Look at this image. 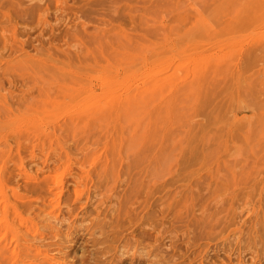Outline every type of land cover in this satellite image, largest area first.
Masks as SVG:
<instances>
[{
    "label": "rangeland",
    "instance_id": "1",
    "mask_svg": "<svg viewBox=\"0 0 264 264\" xmlns=\"http://www.w3.org/2000/svg\"><path fill=\"white\" fill-rule=\"evenodd\" d=\"M21 1L46 9L26 22L29 35L18 34L32 43L24 59L0 68L12 90L0 89V117L9 111L0 155L12 148L16 157L26 120L27 173L40 167L64 193L51 215L32 197L29 216L43 238L27 239L32 254L19 263L162 264L146 245L159 237L180 264H264V0ZM2 21L0 13V43ZM76 189L82 200L74 202ZM147 228L149 240L139 234ZM11 244L9 232L4 255ZM125 250L150 257L122 260Z\"/></svg>",
    "mask_w": 264,
    "mask_h": 264
},
{
    "label": "bare ground",
    "instance_id": "2",
    "mask_svg": "<svg viewBox=\"0 0 264 264\" xmlns=\"http://www.w3.org/2000/svg\"><path fill=\"white\" fill-rule=\"evenodd\" d=\"M38 3V2H37ZM45 10L46 8H44L43 5H40V4H36V5H23L22 4V1L19 0V1H16L14 3V0H0V13H1V16L4 18V21L1 22V27L3 29V32H4V36L5 38L1 41V45H0V68L2 67V64H6L8 63L10 60L13 59V57L15 58H18V60H21V59H24V57H20L22 54H27L28 53V48L29 46H32V43L30 42L27 43V40H25L24 38L20 39L18 38L19 35H21V37H24V36H27L29 35V31L28 29L26 28V22L28 21V19H34V18H41V15L42 13H40V10ZM44 14V12H43ZM15 18L14 21H13V28L9 30V33L8 31L5 32V23H9L10 20L13 18ZM18 20L20 22H22L23 26L21 27V30H19L17 28V24H18ZM5 22V23H4ZM85 29V28H84ZM79 31L80 33L82 32L83 33V29H80V30H77ZM78 32V33H79ZM86 32V31H85ZM19 34V35H18ZM40 35H41V32L38 33V35L35 36L34 38V41H38L40 43H42V40L40 39ZM33 49L35 50V60L36 61H41L43 58H41V53H42V50H43V47L37 43L36 45H33ZM68 50H64L63 53L69 57V53L67 52ZM7 53V54H6ZM18 56V57H17ZM11 79V78H10ZM13 80H9L8 83H11ZM20 83V82H19ZM26 83L23 81L21 83V86L19 87L18 91H20V95L23 96L25 95V91H27V88H26ZM17 88V84H16V87ZM14 88V89H15ZM0 89L2 90H7L8 89V92L9 90L11 89L9 86L5 87L4 86V83H3V80L0 79ZM12 92V90H10ZM10 104V102H9ZM27 107L26 105V100L24 99V97H22L20 99V102H18V105H17V108H16V112H13L16 114V119L19 118V113L20 112H23V110ZM0 108H1V102H0ZM12 108V107H11ZM12 111V110H11ZM8 110L4 111L2 113V116L0 117V124L2 125V123L4 124V126H6L7 124L5 122L8 121ZM126 112V111H125ZM128 113V112H127ZM21 118V117H20ZM15 119V121H16ZM41 119V118H40ZM23 120V119H22ZM5 121V122H4ZM14 121V120H13ZM41 122V121H40ZM29 123V122H28ZM22 126H18L19 127V134H18V138H17V144H16V149H17V155L16 157L13 155H11V149H10V152L6 155H0V222H2V225L0 227V240L1 239H4V237H6V235L10 232V234L12 233L13 235V238H14V241H15V244L12 245L9 247V254H6L4 255L5 252H7L6 250V246H3L2 248L0 247V262L2 263L3 261H8L10 262V264H20L19 261L22 259H19L21 257L22 254H25L26 251H29L31 249V246L32 244H29V240L27 241V239H42L43 238V233H41L39 230H38V227L36 226V223L38 222L37 220H33V218H30L29 216V213L33 207L32 205V202L34 200H40L41 202L40 203H43V205L40 207V205L38 206L39 208H41V210H43L46 206V208L48 209L47 213L48 214H52L54 208H56L57 206H59V203H60V197L61 195L64 193V186L62 185H59L57 182L58 180H56V177L53 178L52 181H45L44 178L42 177V175H40V171H41V168L38 167L37 170L34 172V175L29 174L27 173L26 171V164H27V159H26V155L25 154V151H29L30 147L28 146V144H25L23 142L22 137H24L26 134H28V128L26 127L28 124L26 123V120H24L22 123ZM20 124V125H21ZM17 126V125H16ZM12 127V126H11ZM232 127V126H231ZM13 128V127H12ZM7 129V127H6ZM231 129V128H230ZM10 130V128L8 129ZM15 130V129H14ZM2 131V130H1ZM0 131V132H1ZM4 132L5 129H4ZM9 132V131H8ZM3 135V133H1ZM8 133H5V136L7 135ZM16 135V134H15ZM1 136V135H0ZM7 137V136H6ZM5 138V137H4ZM12 139V138H11ZM10 139V140H11ZM0 140H1V137H0ZM7 140V139H6ZM9 141V140H8ZM13 141V140H11ZM10 142V141H9ZM28 142V141H27ZM26 142V143H27ZM5 143V141H4ZM36 143V142H35ZM32 144L33 147H39L40 145L39 144ZM3 145V144H2ZM3 146H6L5 144ZM9 146V145H8ZM7 146V147H8ZM11 147V146H10ZM13 147V145H12ZM1 149V147H0ZM3 149V148H2ZM37 149V148H36ZM7 150V149H6ZM4 151V150H3ZM31 155V152L28 153V157ZM36 155V154H35ZM32 157V156H31ZM40 157V156H39ZM35 160V159H34ZM43 160V159H42ZM48 160V159H47ZM57 160V159H56ZM55 160V161H56ZM13 162V167H10L11 169H9L8 167V163L9 162ZM32 161V160H31ZM44 161H46L44 159ZM43 161V162H44ZM57 163V162H56ZM39 164V163H37ZM49 164V163H48ZM51 164V163H50ZM44 164H42V169L45 167H43ZM56 165V164H55ZM59 165V164H58ZM54 166V165H53ZM33 167V166H32ZM31 167V168H32ZM36 167V166H35ZM57 169V168H56ZM32 172V171H31ZM44 176V175H43ZM15 177H17L15 179ZM1 185H5L6 187H4V190L2 191V187ZM87 185V184H86ZM88 188V187H87ZM21 189V191H20ZM147 189V188H146ZM148 191V189L146 190ZM81 192H79V190H75V194H74V197L72 200L75 201H81ZM138 194V192H137ZM31 195V196H30ZM88 196V194H87ZM33 197V199H32ZM69 197V196H68ZM146 198V197H145ZM87 199V198H86ZM82 202L81 205L82 208L85 207L86 203H88V200H86ZM146 202V201H145ZM143 203V202H142ZM53 204V205H52ZM71 205V204H69ZM142 205V204H141ZM151 205V203H150ZM37 207V208H38ZM50 207L52 209H50ZM60 207V206H59ZM113 207V206H112ZM150 208V206H148ZM159 207V206H158ZM36 208V209H37ZM140 208V206H139ZM143 208H146V206H144ZM148 208V209H149ZM152 208H153V204H152ZM157 208V207H156ZM163 207H161L162 209ZM160 209V210H161ZM57 210V209H55ZM59 210V209H58ZM110 210V208H109ZM117 210V213L119 211V209H115V211ZM36 211V210H35ZM38 211V210H37ZM154 211V210H153ZM46 212V211H45ZM52 212V213H51ZM111 212V211H109ZM165 212V211H164ZM204 212V211H203ZM34 213V212H33ZM38 213V212H36ZM41 213V212H40ZM68 213V212H67ZM113 212H111L112 214ZM125 213V212H124ZM150 213L152 214V211H150ZM35 214V213H34ZM55 214V213H54ZM59 214V213H58ZM143 214V213H142ZM239 214V213H238ZM36 215V214H35ZM49 215V216H50ZM57 215V214H56ZM97 216H99L98 214H96ZM128 215V221L129 222H132L133 224L136 223L138 220L136 219V216L133 215V214H127ZM42 216V215H41ZM65 216V215H64ZM150 216V214L148 215ZM159 216V215H158ZM204 216V215H203ZM76 217V216H75ZM96 217V216H95ZM146 217V215H145ZM48 218V217H47ZM54 220L57 219V216L54 215ZM141 218H142V215H141ZM149 221V225L148 227L151 228V229H156L157 227H155V225H152L154 219L152 217H147ZM36 219V218H35ZM38 219H41L40 216ZM51 219V218H50ZM49 219V220H50ZM168 219V218H167ZM42 220V219H41ZM54 220H51V221H54ZM44 221V220H43ZM68 221V220H67ZM144 221H145V218H144ZM143 221V222H144ZM189 221V220H188ZM48 222V221H47ZM170 222V221H169ZM241 222V221H239ZM246 222V221H245ZM142 223V222H141ZM140 222L138 223V225L141 224ZM163 223V222H162ZM188 223V222H187ZM243 223V222H242ZM168 224V223H167ZM157 225V224H156ZM118 226V224H117ZM117 226H114V229H113V233H114V237H116V235L118 236L119 234L122 235V226H119V228L117 229ZM241 226V225H240ZM239 226V227H240ZM144 227V226H143ZM161 227V226H160ZM207 227V226H206ZM238 226H236L237 228ZM57 228V227H55ZM147 228L146 230H148L147 232L145 233H139L141 235L144 236V238H148L151 239L153 238L151 230ZM159 228V227H158ZM200 228V227H199ZM125 229V228H124ZM138 229V228H137ZM202 229V227H201ZM233 229V228H232ZM231 229V230H232ZM144 230V229H142ZM140 230V231H142ZM204 230V229H203ZM241 230V228L239 229ZM124 231V230H123ZM139 231V232H140ZM155 231V230H153ZM152 231V232H153ZM162 231V230H161ZM168 231V230H167ZM52 232V231H51ZM131 232V231H130ZM157 232V231H156ZM166 232V231H165ZM160 233V232H158ZM170 233V232H169ZM56 234V233H54ZM53 234V235H54ZM132 234V233H131ZM134 234V232H133ZM157 234V233H156ZM161 234V233H160ZM51 235V234H50ZM159 235V234H158ZM173 235V234H172ZM201 235V234H200ZM22 236V242L19 241V237ZM56 236V235H55ZM157 236V235H156ZM163 236H165L163 234ZM163 236H162V239H163ZM132 237V236H131ZM134 237V236H133ZM141 237V236H140ZM10 238L12 239L11 235H10ZM9 238V239H10ZM135 238V237H134ZM133 238V239H134ZM137 239V238H136ZM155 240V243H146V245H149L152 247V250H153V253H157L159 254L158 252H161V256L162 258L164 259V262H162V264H180L179 262L182 261L180 259L177 258H174L173 259V254L175 252V248L174 246L172 247L171 246V249L170 252H166L164 253L163 250L160 248V245L157 242V240H159V237H154L153 238ZM161 239V240H162ZM142 240H144L142 237H141V240H136V244H132L133 246H136V245H140V243L142 242ZM187 240V239H186ZM145 241V240H144ZM167 241V240H166ZM173 241V240H172ZM171 241V242H172ZM180 241V240H179ZM184 241V239H183ZM5 242V241H4ZM3 242V243H4ZM8 242V241H7ZM12 242V241H11ZM10 242V243H11ZM165 242V241H164ZM178 243V242H177ZM6 244V243H4ZM23 244V245H22ZM45 244V243H44ZM121 244V243H120ZM145 244V243H144ZM163 244V243H162ZM165 244V243H164ZM116 245V244H115ZM127 245V244H126ZM131 245V246H132ZM166 245V244H165ZM169 245V244H168ZM143 245H141L140 247H142ZM189 246V245H188ZM37 247V246H36ZM40 247V246H38ZM124 247V246H123ZM139 247V246H138ZM148 247V246H146ZM168 247V246H167ZM34 248V247H33ZM128 248V247H127ZM182 248V247H181ZM37 249V248H36ZM122 249V248H121ZM135 250V247L133 248ZM139 248H137L138 250ZM165 249H168V248H164ZM178 249V248H177ZM34 250V249H33ZM38 250V249H37ZM119 250V249H118ZM127 250V249H126ZM125 250V251H126ZM151 250V251H152ZM191 250V249H190ZM32 251V250H31ZM29 251V253L31 252ZM121 251V250H120ZM148 251V250H147ZM174 251V252H173ZM37 252V251H36ZM116 252V251H115ZM40 251L38 250V252L36 254H39ZM130 253V252H129ZM127 251L125 252V254H122L123 257H122V260L124 258H130L131 260H136V259H144L145 257L148 258L150 256H148V254H139V255H135L136 252H132L131 250V254H129ZM139 253V252H138ZM152 253V252H151ZM180 253V252H179ZM183 253V252H182ZM32 254V253H30ZM45 254V253H44ZM202 254V253H201ZM46 255V254H45ZM91 255V254H90ZM103 255V254H102ZM121 255V256H122ZM125 255V256H124ZM156 255V254H155ZM23 256V255H22ZM152 256V255H151ZM185 257L184 255H181L179 257ZM15 257V260H12L13 258ZM30 257V256H29ZM28 257L29 260H31L30 258ZM138 257V258H137ZM189 257V256H188ZM192 257H193V254H192ZM199 257V255H198ZM237 257V256H236ZM39 258V257H38ZM41 258V256H40ZM44 258V257H43ZM42 258V259H43ZM200 258V257H199ZM198 258V259H199ZM27 259V258H25ZM48 258H46L45 260H47ZM197 259V260H198ZM243 259V258H242ZM254 259V258H253ZM28 260V261H29ZM33 260V259H32ZM41 260V259H40ZM121 260V259H120ZM202 260V259H201ZM230 260V259H229ZM27 261V260H26ZM43 263L44 261L41 260ZM50 261V260H49ZM140 261V260H139ZM163 261V260H162ZM196 261V260H195ZM243 261V260H242ZM256 261V260H255ZM23 263H25L23 260H22ZM39 262V261H38ZM37 262V263H38ZM41 262V263H42ZM46 262V261H45ZM184 262V261H183ZM237 262V261H236ZM0 263V264H1ZM22 263V264H23ZM42 263V264H43ZM49 263V262H48ZM111 263V262H110ZM214 263V261H213ZM239 263V262H238ZM256 263V262H255ZM9 264V263H8ZM26 264V263H25ZM40 264V263H39ZM51 264V262L49 263ZM203 264V263H202ZM236 264V263H235ZM242 264V262H241Z\"/></svg>",
    "mask_w": 264,
    "mask_h": 264
}]
</instances>
